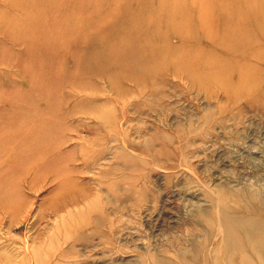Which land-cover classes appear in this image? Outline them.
<instances>
[{
    "label": "rangeland",
    "instance_id": "rangeland-1",
    "mask_svg": "<svg viewBox=\"0 0 264 264\" xmlns=\"http://www.w3.org/2000/svg\"><path fill=\"white\" fill-rule=\"evenodd\" d=\"M177 1L190 6L193 0ZM194 1L201 13L214 7V0ZM250 1L242 0L244 12ZM1 5L2 17H36ZM19 23L21 35L31 37L34 32L25 30L35 27ZM64 26L62 20L56 25ZM260 51L264 55V46ZM0 53L21 60L35 55L28 44L2 38ZM229 57L223 56L233 67L222 76L229 87L168 78L138 96L128 85L119 94L104 80L88 78L91 87L82 97L60 105L64 113L74 105L86 113L56 122L55 139L71 140L58 167L69 175L62 177L63 188L42 178L35 190L0 186L9 204L0 211V264H210L216 242L214 225L206 221L215 211L242 207L250 195L264 197V61ZM4 60L0 106L20 77Z\"/></svg>",
    "mask_w": 264,
    "mask_h": 264
},
{
    "label": "bare ground",
    "instance_id": "bare-ground-1",
    "mask_svg": "<svg viewBox=\"0 0 264 264\" xmlns=\"http://www.w3.org/2000/svg\"><path fill=\"white\" fill-rule=\"evenodd\" d=\"M0 2L3 9L19 10L24 15L30 11L36 16L18 20L5 12H1L5 19L0 15V38L19 46L28 44L35 54L30 60H21L19 55L9 59L0 53L1 60H8L4 62L9 67L14 65L20 76L12 81L15 98L12 93L3 95L6 97L0 106L2 188L13 183L35 190L37 178L63 188L67 182L62 178L65 166L60 167L62 172L58 167L66 157L62 147L70 137L55 139L56 122L65 115L86 113V108L78 105L64 113L60 105L82 97L81 90L91 87L88 78L104 80L119 94L126 92L128 85L141 96L156 84L163 86L168 78L183 77L197 87L213 83L229 87L231 84L225 85L222 76L233 64L225 61L224 55L231 61H264L260 51L264 46V7L259 0L247 2L251 7L245 12L242 0H214V7L207 13L197 10L194 0L190 6L177 0ZM105 16L110 27L101 25ZM61 20L66 26L56 27ZM8 21L14 25L12 29L4 25ZM19 21L35 27L25 30L34 32L31 37L21 35ZM87 21L91 24L88 30ZM237 67L242 75L244 71ZM3 197L0 211L9 206ZM234 209L215 211L210 222L206 221L214 225L211 240L216 242L207 260L211 258L210 264H264V197L250 195L242 207ZM100 238L105 243L106 238Z\"/></svg>",
    "mask_w": 264,
    "mask_h": 264
}]
</instances>
